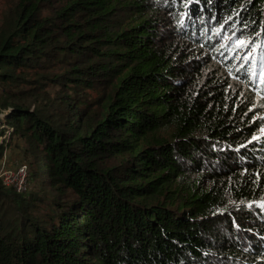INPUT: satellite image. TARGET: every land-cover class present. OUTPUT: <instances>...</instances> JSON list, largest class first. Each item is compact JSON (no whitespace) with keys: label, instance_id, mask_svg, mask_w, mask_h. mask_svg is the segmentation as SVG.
Listing matches in <instances>:
<instances>
[{"label":"trees","instance_id":"1","mask_svg":"<svg viewBox=\"0 0 264 264\" xmlns=\"http://www.w3.org/2000/svg\"><path fill=\"white\" fill-rule=\"evenodd\" d=\"M263 54L264 0H15L0 135L34 185L0 178V264H264V135L228 81L264 102Z\"/></svg>","mask_w":264,"mask_h":264},{"label":"rangeland","instance_id":"2","mask_svg":"<svg viewBox=\"0 0 264 264\" xmlns=\"http://www.w3.org/2000/svg\"><path fill=\"white\" fill-rule=\"evenodd\" d=\"M15 0H0V19L2 16V12L7 9V7L12 6L13 2ZM231 33L229 31L227 34H223L218 38V44L222 45L224 44L225 46H228L230 53H233V60H237L234 58L237 55L242 56L247 49H241L238 44L236 43L237 38H234V36H228ZM231 35V34H230ZM244 40L246 43L249 42L245 39ZM254 45H249V47H253ZM217 47V46H216ZM215 47V48H216ZM236 48V51L233 50L232 48ZM255 49V48H254ZM256 52V50L254 51ZM254 53H251V56ZM250 56V60L252 61L255 59V56L252 58ZM262 59H264V54L262 55ZM248 61H243L238 59L236 63H234L233 68L243 66L247 64ZM224 64V71L226 69L229 70L231 67V63H225ZM215 64L213 63L211 67L215 69ZM255 60L253 63L250 64V69H249V78L253 77L251 75V69L255 68ZM219 68L221 65L218 66ZM216 67V69H218ZM261 67V66H260ZM232 68V69H233ZM223 71V72H224ZM260 71V70H259ZM203 73H208L209 75H212V69L209 67L205 68ZM229 75V84L230 87L233 91V93L236 94L238 100H243L244 102L250 103V111L252 112V115L254 116L253 120H258L260 123V129L257 135H264V102L261 99V96L253 92L247 85L244 84L245 81H240V78H236V76H233V72L228 71ZM221 77L225 78L224 74L221 75ZM254 95H253V93ZM35 106V105H34ZM0 143H3L5 145H10L9 147L6 148V150L3 153L2 160L0 163V178L6 187H12L15 189L16 192H24V191H29L33 189V182H30L28 180V175L30 174L29 172V159L24 155V148L25 144H23L22 141L17 140L15 137H11L10 133L7 132L3 137L0 135ZM19 147L17 146V144ZM24 169V170H22ZM25 172V175H23Z\"/></svg>","mask_w":264,"mask_h":264},{"label":"snow or ice","instance_id":"3","mask_svg":"<svg viewBox=\"0 0 264 264\" xmlns=\"http://www.w3.org/2000/svg\"><path fill=\"white\" fill-rule=\"evenodd\" d=\"M236 43L238 44V46L241 48V49H247V51H245L243 53L242 56L240 55H237L235 56L234 58L236 59H240V60H243V61H248L249 64L253 63L252 60H250V56H251V53L252 51L254 50L253 48L249 47V45L252 43V42H245L244 40H241L239 38H237V41ZM221 47H226L225 45H221ZM258 47V46H257ZM251 75L253 77H257L258 74L255 70V68L251 69ZM259 77H264V59H262V63H261V68H260V71H259ZM255 83V81H253ZM261 82H264V80H262Z\"/></svg>","mask_w":264,"mask_h":264},{"label":"bare ground","instance_id":"4","mask_svg":"<svg viewBox=\"0 0 264 264\" xmlns=\"http://www.w3.org/2000/svg\"><path fill=\"white\" fill-rule=\"evenodd\" d=\"M17 63V62H16ZM228 64V63H227ZM206 197V196H205ZM155 210V209H154ZM200 221V220H199ZM161 228V227H160ZM154 229V228H153ZM168 228H166V230H167ZM148 230V229H147ZM156 234V233H155ZM224 237V236H223Z\"/></svg>","mask_w":264,"mask_h":264},{"label":"built area","instance_id":"5","mask_svg":"<svg viewBox=\"0 0 264 264\" xmlns=\"http://www.w3.org/2000/svg\"><path fill=\"white\" fill-rule=\"evenodd\" d=\"M22 170H24V169H22ZM23 175H25V172H24V174Z\"/></svg>","mask_w":264,"mask_h":264}]
</instances>
